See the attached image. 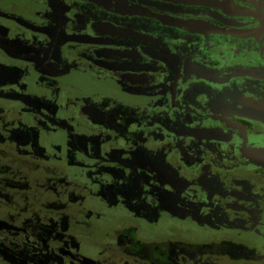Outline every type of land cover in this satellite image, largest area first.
Wrapping results in <instances>:
<instances>
[{
    "label": "flooded vegetation",
    "instance_id": "obj_1",
    "mask_svg": "<svg viewBox=\"0 0 264 264\" xmlns=\"http://www.w3.org/2000/svg\"><path fill=\"white\" fill-rule=\"evenodd\" d=\"M264 0H0V264H264Z\"/></svg>",
    "mask_w": 264,
    "mask_h": 264
},
{
    "label": "water",
    "instance_id": "obj_2",
    "mask_svg": "<svg viewBox=\"0 0 264 264\" xmlns=\"http://www.w3.org/2000/svg\"><path fill=\"white\" fill-rule=\"evenodd\" d=\"M255 160H256V162H258L259 164L264 165V155L259 156V158H258V159H255Z\"/></svg>",
    "mask_w": 264,
    "mask_h": 264
}]
</instances>
